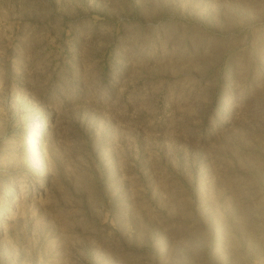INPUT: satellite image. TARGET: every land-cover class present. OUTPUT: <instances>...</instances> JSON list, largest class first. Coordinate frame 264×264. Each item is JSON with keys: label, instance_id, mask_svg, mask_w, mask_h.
Instances as JSON below:
<instances>
[{"label": "rangeland", "instance_id": "rangeland-1", "mask_svg": "<svg viewBox=\"0 0 264 264\" xmlns=\"http://www.w3.org/2000/svg\"><path fill=\"white\" fill-rule=\"evenodd\" d=\"M0 264H264V0H0Z\"/></svg>", "mask_w": 264, "mask_h": 264}]
</instances>
